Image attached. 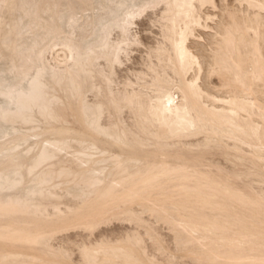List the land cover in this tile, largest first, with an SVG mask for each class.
Masks as SVG:
<instances>
[{
  "label": "bare ground",
  "instance_id": "6f19581e",
  "mask_svg": "<svg viewBox=\"0 0 264 264\" xmlns=\"http://www.w3.org/2000/svg\"><path fill=\"white\" fill-rule=\"evenodd\" d=\"M228 1L0 0V264H264V0Z\"/></svg>",
  "mask_w": 264,
  "mask_h": 264
},
{
  "label": "rangeland",
  "instance_id": "374dc122",
  "mask_svg": "<svg viewBox=\"0 0 264 264\" xmlns=\"http://www.w3.org/2000/svg\"><path fill=\"white\" fill-rule=\"evenodd\" d=\"M233 0H229L228 2L230 3V2H232ZM213 10H211V12H212ZM217 11H213V13H216ZM209 24L210 25H212L213 23H211V22H209ZM202 32V31H201ZM203 33H211L209 30H203ZM192 41V40H191ZM251 176H249V177H246L245 179H243V183H251V185H252V187L254 188V190H255V188H256V190L258 189V187H261V188H263L264 189V184H261V180L259 179V178H255V177H251ZM264 181V180H263ZM256 182V183H255ZM252 183H254V184H252ZM258 183V184H257ZM261 185H260V184ZM257 184V185H256ZM239 185H242V182H239ZM255 186V187H254ZM257 186V187H256ZM263 186V187H262Z\"/></svg>",
  "mask_w": 264,
  "mask_h": 264
}]
</instances>
